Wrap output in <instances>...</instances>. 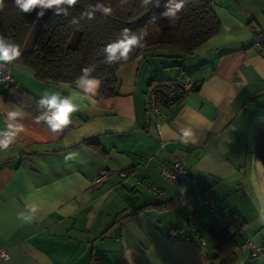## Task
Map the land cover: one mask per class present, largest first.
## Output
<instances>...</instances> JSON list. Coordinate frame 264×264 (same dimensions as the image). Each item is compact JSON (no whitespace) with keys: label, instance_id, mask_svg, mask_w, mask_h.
Here are the masks:
<instances>
[{"label":"crops","instance_id":"crops-1","mask_svg":"<svg viewBox=\"0 0 264 264\" xmlns=\"http://www.w3.org/2000/svg\"><path fill=\"white\" fill-rule=\"evenodd\" d=\"M220 22L218 34L181 59H136L116 74V95L88 99L74 84L36 80L13 65V85L34 96L59 92L79 105L74 123L54 136L42 122L3 97L0 131H25L7 152H0V264H220L206 227L215 219L199 214L204 245L187 228L189 207L181 198L191 191L168 184L159 169L178 158L197 173L194 189L211 200L227 223L231 213L244 222L235 236L233 264H264L244 244L264 246V163L255 155V124L264 114V0H211ZM187 74L198 88L162 110L157 128L149 124L145 93L153 80ZM196 134L195 144L177 137L182 128ZM69 152L74 159L66 160ZM146 164V167L144 166ZM109 171L100 184L94 178ZM134 172L165 191L163 205L135 185ZM39 205V219L25 223V202Z\"/></svg>","mask_w":264,"mask_h":264},{"label":"trees","instance_id":"trees-1","mask_svg":"<svg viewBox=\"0 0 264 264\" xmlns=\"http://www.w3.org/2000/svg\"><path fill=\"white\" fill-rule=\"evenodd\" d=\"M97 2L98 0H79L77 5L69 9L68 16L55 15L53 10H48L32 46L26 47L27 39L37 19L36 11L22 13L16 7L14 0H5L4 10L0 12V35L19 44L21 51V56L11 65L27 68L36 80L53 84H74L82 68L94 65L93 74L102 81L98 97L110 98L116 95V74L120 67L138 58L142 60L152 57L184 58L193 54L221 29L220 22L212 10L211 0H184L185 6L175 19L161 15L165 11L166 0H161V6L158 8L144 7L140 0H128L125 4H121L120 0H99L113 8L111 16L105 17L97 12L93 20L82 19L77 25L70 24L73 16L79 17L87 5H94ZM123 28H129L137 34L141 31L146 32L145 47L135 50L127 62L111 66L102 63L104 46L116 40ZM257 32L259 31L255 34ZM259 45L264 48V43ZM184 77L194 81L195 91L199 85L187 74L153 80L148 87L154 83H166L173 79L182 81ZM6 85L3 92L4 99L36 118L42 111L38 106L39 98L22 87L11 83ZM182 99L164 106L163 109L179 103ZM255 135V155L264 163V114H261L256 121ZM187 194L181 198L182 203ZM151 205L161 206L163 203L160 201ZM229 218L227 223H223L220 216L210 221L206 227V233L216 245L213 259L220 264L235 262L237 248L235 236L244 225L236 213H231ZM261 254H264V246L259 247V255Z\"/></svg>","mask_w":264,"mask_h":264},{"label":"clouds","instance_id":"clouds-1","mask_svg":"<svg viewBox=\"0 0 264 264\" xmlns=\"http://www.w3.org/2000/svg\"><path fill=\"white\" fill-rule=\"evenodd\" d=\"M16 7L22 13H31L36 11L37 18H42L47 10H53L55 15H69V9L78 4L79 0H14ZM128 0H120L121 4L127 3ZM144 7L153 6L160 7L161 0H140ZM185 6L184 0H166L164 3L165 11L161 13L163 17L169 19L177 18L178 14ZM5 0H0V12L4 10ZM39 9V11H37ZM100 12L105 17L113 14V8L106 6L104 3L98 2L96 4H89L85 10L81 12L79 17L73 16L70 24L77 25L80 20L95 19V14ZM146 32H132L129 28H123L119 37L106 44L103 48L104 59L102 63L106 65H116L122 62H127L130 55L139 49L145 47ZM21 56L19 44L0 35V69L6 68L16 61ZM95 66H86L81 69V74L76 78L75 86L79 88L84 95L93 100L98 94L101 86V79L94 75ZM38 106L42 111L36 116L37 123H43L48 130L54 135L58 136L64 129L74 123L73 114L78 112L79 105L73 102L72 98L63 96L59 92L46 93L42 95L38 101ZM21 114L18 112H10L9 118L16 120L15 126L9 124L8 129L0 131V152H7L10 146L15 142L16 137L25 131L24 126L17 118ZM181 142L188 144H195L196 134L191 128H182L177 137ZM76 153L69 152L66 160L74 159ZM25 211L19 213V219L25 223L32 222L39 219L40 207L36 203L26 201ZM261 221L264 222V209L261 210ZM5 259L9 257L5 256Z\"/></svg>","mask_w":264,"mask_h":264},{"label":"built area","instance_id":"built-area-1","mask_svg":"<svg viewBox=\"0 0 264 264\" xmlns=\"http://www.w3.org/2000/svg\"><path fill=\"white\" fill-rule=\"evenodd\" d=\"M254 36L257 45L264 43V33L259 31ZM11 67L12 65L10 64L4 69H0V84H12L10 77ZM180 81L181 79H173L166 83H154L148 87L145 93V108L150 125L157 128V121L165 119L162 113L163 107L175 103L177 100L182 99L186 93L188 94L194 91L195 83L193 80L184 77ZM144 166L146 167V164ZM109 174V171L100 172L94 178L93 183L100 184ZM119 176L121 178H126L127 176L133 177L135 185L143 186L150 194L149 198L151 203L162 201L165 191L158 189L146 179L135 177L134 172H123ZM159 176L168 184L179 183L191 189L183 200V204L189 207L191 211L187 221V228L193 235L199 238L201 245H204L205 242L199 224V214L202 208H206L214 218H219L221 214L211 200L194 189L197 181V173L185 161L175 158L169 165L160 167ZM244 248L249 251L252 257L259 255V248L255 247L249 241L244 244ZM5 256H7V253L4 250H0V258L3 259Z\"/></svg>","mask_w":264,"mask_h":264},{"label":"rangeland","instance_id":"rangeland-1","mask_svg":"<svg viewBox=\"0 0 264 264\" xmlns=\"http://www.w3.org/2000/svg\"><path fill=\"white\" fill-rule=\"evenodd\" d=\"M48 12V10L46 11V13ZM46 14L42 17V18H37L35 21V24L33 26V29L31 31V34L29 36V38L27 39L26 42V47H31L33 42H34V37L37 35V33H39V31L41 30V27L44 23V19H45Z\"/></svg>","mask_w":264,"mask_h":264}]
</instances>
